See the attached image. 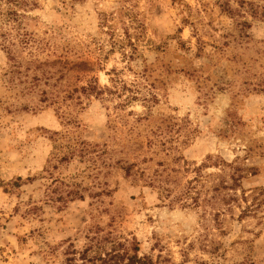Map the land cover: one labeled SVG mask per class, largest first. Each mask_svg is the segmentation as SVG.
<instances>
[{
    "label": "rangeland",
    "instance_id": "374dc122",
    "mask_svg": "<svg viewBox=\"0 0 264 264\" xmlns=\"http://www.w3.org/2000/svg\"><path fill=\"white\" fill-rule=\"evenodd\" d=\"M27 1L0 0V264H264V0Z\"/></svg>",
    "mask_w": 264,
    "mask_h": 264
},
{
    "label": "trees",
    "instance_id": "16d2710c",
    "mask_svg": "<svg viewBox=\"0 0 264 264\" xmlns=\"http://www.w3.org/2000/svg\"><path fill=\"white\" fill-rule=\"evenodd\" d=\"M14 3L16 5H20L21 7H23V6H26L28 1L27 0H8L9 6L14 7ZM12 12L16 13L15 9ZM92 253H94V250L92 247L87 248L85 250L84 255H83L84 261L82 264H87V262H93V264H96L97 262H102V264H111V263H114V264H145L142 262V259H140L137 255L128 257L127 255L118 252L116 248L114 249V251L108 254L106 258H103L102 256H95L96 258H91ZM88 258H90V260H88Z\"/></svg>",
    "mask_w": 264,
    "mask_h": 264
}]
</instances>
